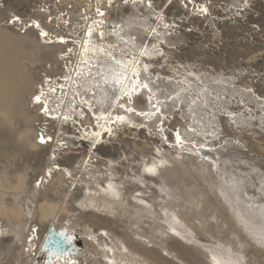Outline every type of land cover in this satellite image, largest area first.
Instances as JSON below:
<instances>
[{
	"label": "bare ground",
	"instance_id": "6f19581e",
	"mask_svg": "<svg viewBox=\"0 0 264 264\" xmlns=\"http://www.w3.org/2000/svg\"><path fill=\"white\" fill-rule=\"evenodd\" d=\"M87 1L92 10L99 5L98 0ZM82 3L59 0L57 6V0H0V264H264V138L254 144L258 160L248 158L245 166H241L247 158L244 151L237 150L225 160L199 151L202 141L185 132L189 125L180 121L173 126L184 131L180 135L188 143L182 148L175 136L167 138L175 145L166 149L165 138L146 144L140 133L131 130L119 140L121 145L107 150L97 147L93 151V145L82 144L80 154L69 155L48 147L56 131L74 134L79 129L64 125L71 118L82 129L90 127L95 132L111 127L110 122L97 120L101 111L109 110L116 97L122 96L110 71L119 67L109 62L104 75L99 72L108 54L125 60L124 54L132 53L147 63L141 80H147L153 92L162 89L158 99L178 96L166 112L172 115V108L184 103L187 113L196 115L197 131H219L220 127L221 133L227 131L230 120L213 111L229 109L234 99L247 100L264 120V102L244 91L252 89L264 99V76L254 84L249 81L254 78L251 72L238 74L264 70V0H152L151 7L147 0H139L128 1L120 10L104 2L107 11L98 21L119 26L113 33H103V38L78 33L84 14L76 10ZM70 4L77 5L72 12L66 11L72 25L61 26L60 8ZM201 6L208 8L207 15L200 13ZM43 9L50 12L43 14ZM15 16L25 21L9 23ZM177 16H186L191 33L169 38L159 31L168 17ZM49 17L54 18L51 23ZM223 17L228 18L220 20ZM46 21L56 38L80 35L83 40L57 41L49 34L43 39ZM156 39L183 52L174 59L185 58L196 67L182 70L172 67L174 59L149 62L140 58L141 42L155 56ZM151 64L169 65L173 73L152 72ZM161 75L165 79L155 80ZM176 75L180 82H174ZM42 92L47 114L45 104L35 101ZM139 95L132 97L134 107L154 111L146 99L148 93ZM195 98L200 102L196 99L190 106ZM126 99L114 104L113 115L125 114L119 104ZM128 115L132 124L150 121ZM237 119V124L244 122L242 117ZM40 133L47 141L44 145L38 142ZM194 139L195 145L189 143ZM66 145L70 151L75 143L67 140ZM123 145L143 149L141 156L147 161L137 159V166L125 165L126 170L122 162L114 164ZM95 151L108 160L90 162ZM153 166L155 175L145 171Z\"/></svg>",
	"mask_w": 264,
	"mask_h": 264
},
{
	"label": "rangeland",
	"instance_id": "374dc122",
	"mask_svg": "<svg viewBox=\"0 0 264 264\" xmlns=\"http://www.w3.org/2000/svg\"><path fill=\"white\" fill-rule=\"evenodd\" d=\"M53 1V0H52ZM129 2H131L130 4H133L134 2H139V0H128ZM99 5L97 8H95L94 10H92L91 6H87L88 1L87 0H83V3L81 4V9L80 10H76V14L77 11H80L81 13L84 14V23L82 25V29L80 30V32H78L79 34L82 33V35L84 33H86V36L91 37L92 35H95L96 37H98L100 34L103 33H113L117 30L119 25H114V24H106L103 21H98V17H104L106 14L107 9L104 7V2H107V4H110V6H112L113 8H115L116 10H120L122 5L124 6L125 4V0H98ZM152 2V0H151ZM57 6H59V0H57ZM79 7V6H78ZM77 9V5L76 4H70L68 6H64L60 8V14H58L62 20L59 21V25L61 26H67L70 27L72 25L71 20L69 18V15L66 11L68 12H72L73 10ZM91 10V11H89ZM241 10V9H240ZM41 12L43 14H48L50 11L43 9L41 10ZM94 12H96V18H93V14ZM100 13H103V15H101ZM156 13H159L158 10H156ZM141 14V13H140ZM224 18V19H223ZM220 20H225L228 17H223ZM54 20L53 17H49V19L47 20L49 23H51ZM186 16H177L175 18L173 17H168L167 21L165 22V25L167 24L168 27L165 28L164 26L159 27V31L163 32L165 34V36L171 38H175L176 36H180L183 35L184 33H191L192 29L190 27L187 26L186 24ZM20 21L24 22L25 20L20 18ZM46 21L45 23V27L42 29L43 32H46L47 34L51 35L52 39L55 40H62V41H66V42H77L79 43L80 41H82V36H77V35H71L72 38H56L55 37V33L56 31L52 28V25H50L48 22ZM241 22H244V20H241ZM32 22L28 23V26H31ZM86 26L88 27L86 29ZM89 32H91V35H89ZM160 36V34H157ZM66 36V35H65ZM41 37L43 39H47V36H42ZM73 38H77L75 41L73 40ZM157 41H159V47H157L156 49H158L159 51H163L164 55L160 56L158 54V52L155 54L154 57H152V59H148L145 58L147 61L149 62H153L155 59H160L162 58V61H167L169 59H174V57L172 56H176L175 54H182L183 52H180L179 50L176 51L175 47L173 46H168L164 40H160V39H156ZM161 41H163V43H161ZM83 42H87L90 43L89 45H91V41L88 39H84ZM176 53H175V52ZM186 53V52H184ZM187 56V53H186ZM188 58V56L186 57ZM185 60V58H183ZM183 59H174V64L172 65V67H176L177 69L180 68L182 70H187L189 67H193L195 68V66H192L193 63H186ZM178 60V61H177ZM176 62H178V65L176 64ZM182 62V63H181ZM185 63V64H184ZM168 68V69H166ZM169 65H158V64H151L150 65V70L152 72L154 71H158V69L162 70L164 69L167 72H171L170 67H168ZM156 69V70H155ZM176 69V70H177ZM250 70V71H249ZM249 70H245L242 72H238V74H241L242 76H247L251 75L250 77L253 78L252 74L254 75V78L251 80L249 79L250 82H254V84H256L255 82H258L257 80L260 81V79L263 78L264 73L262 74V71L264 72V70H256L255 68L253 69H249ZM254 70V71H253ZM256 70V71H255ZM261 74H260V73ZM173 73V72H171ZM247 74V75H246ZM256 74V75H255ZM260 74V75H258ZM177 76V80H175L174 82H180V75H176ZM259 77V79H257ZM148 78H150V76H148ZM159 79H165L164 75L159 76V78H156L155 80H159ZM257 79V80H256ZM155 80L153 82H155ZM167 80V79H166ZM248 92H247V91ZM252 89H244V91H246L247 93H253V96L255 98H257L258 101L264 102L263 98L261 97V99L259 98V96L254 92L251 91ZM251 91V92H250ZM254 91V90H253ZM162 92V89L159 88V90H156L155 92H153L154 95V99L153 102H156L157 100L160 101H167V99H158L159 97V93ZM134 97V96H133ZM141 96H137V98H140ZM175 97V95H174ZM147 99V96H146ZM197 98L194 99V101H196ZM127 100V99H126ZM174 101H176V99L171 100V101H167V105L168 104H173ZM226 101H229L228 99ZM180 102V101H179ZM197 103L200 102V100L197 99L196 101ZM195 104L192 102L190 103V106H194ZM132 107H134V103L132 101V104L130 105ZM179 106V107H178ZM178 106H174L172 108V112L173 114L171 115L170 113L166 112L167 107L163 108L164 114L166 118H161L162 122L159 124V127H157V120L156 118H150L149 122L147 120H144V122H135V124L132 123H128V124H121V125H116V124H112L110 128H112V133L109 134L106 131V128H102V130L95 132L92 130V128L90 127H86L84 129H82L80 127V124L77 122V120H74V118L69 119L67 123H65L64 125L67 127L69 124L73 125V126H78L79 129H75V133L71 134L70 133H66L64 129L60 130V131H56L55 134H53V136L51 138L48 139V147L52 148V146L54 147L53 150H58L59 152H61V154H68L69 155H78L82 152V150L84 149L82 144H87V145H93L92 146V150L94 151L97 147H103L105 148L104 150H107L108 148H112V147H116L119 144V140L122 137L127 136L128 134V130L134 131V132H138L140 133L142 142L148 144L151 142V139H156V138H160V139H164L165 137L168 138L169 136H175V133L177 131H179V133L183 134L184 131L181 130V128L179 127H174L173 125L175 124L176 121H180L183 124L189 125L187 126L185 132L187 133H191V134H195L199 137V139L202 141L201 145L199 144L197 147L200 148L199 151L203 150L205 152L208 153V156H212V157H221L222 159H228L229 156L234 155V153L239 150L240 152H242L245 157H247L246 159H244V162H242L241 166H245V164L247 162H250L248 160V158H252V159H257V148L254 145L257 141H261L262 138H264V120H261L260 118V110L254 108V106L249 103L247 100L241 102L240 99H234L232 104H228V108L229 109H223L222 112H218L216 110H214L213 112L215 114L218 115L219 118L221 119H227L230 120L228 122V124L230 125L228 130L225 131L224 133H221L223 131V129L220 127L219 131L217 130H213L211 129V132H206L204 129H200L198 128L199 131L196 130V128L194 127V125L197 124V120H196V115L194 113H187L188 108H185V104L184 103H180L178 104ZM87 109V107L85 108ZM133 116H135V114H132ZM131 115V116H132ZM86 117V115L81 116L80 120H84ZM91 117L94 119L93 114H91ZM137 117V116H136ZM242 117L243 121L242 124H237L236 122L238 121L237 118ZM64 118V116H63ZM147 122V123H146ZM96 125V124H95ZM199 125V124H198ZM98 128H100L98 125H96ZM118 126L119 128L116 129L115 127ZM199 126H203V124H200ZM235 126V127H234ZM162 127L163 128V132L159 131V128ZM109 128V127H108ZM195 128V129H194ZM232 128V129H231ZM80 130L83 131V133H80ZM204 130V131H203ZM203 131V132H201ZM95 133H100L101 135L99 137L95 136ZM204 133V135L206 137L201 138L200 136H202ZM162 134L164 136H162ZM83 135V136H82ZM167 135V136H166ZM203 135V136H204ZM254 139V141H252ZM67 140H72L74 141L75 145L72 146L71 150H67ZM169 140V138H168ZM170 141V140H169ZM185 141V140H184ZM194 143L196 142V140L194 139L193 141L189 142V143ZM254 142V143H253ZM187 141H185L183 147H186L187 145ZM63 145V146H62ZM163 145L166 146V149L168 148L167 146H172L175 144H172L171 142H163ZM192 145V144H191ZM195 145V143H194ZM131 146H125L123 145L122 147V151H120L119 155L114 159L115 163L117 164L118 162H122L123 163V169H127L125 167V165H131L133 167H136L137 164L139 163V161L137 159H142V160H146V158H143L141 155L144 154L143 149H137V150H132ZM75 149V150H72ZM82 149V150H81ZM116 150V149H115ZM68 152V153H67ZM250 154H249V153ZM121 153H123L124 155H121ZM184 153H187L184 151ZM248 153V154H247ZM255 157H254V155ZM256 153V154H255ZM247 154V156H246ZM92 155V154H91ZM90 157H94L93 159L90 160V162H96L97 160H108L107 158H105L104 156H100L98 155L97 151H95L93 153V156ZM140 155V156H139ZM223 155V156H222ZM248 155L250 157H248ZM254 158H253V157ZM104 158V159H103ZM87 159V156L86 158ZM136 159V160H135ZM264 159V158H263ZM262 159V161H264ZM246 160V161H245ZM255 162V161H253ZM55 168V167H54ZM104 170L106 171V169L104 168ZM132 175H135V173H133ZM131 179V178H128ZM132 180V179H131ZM45 186H47L48 181H44ZM83 185V183H78L77 186H81ZM74 188V187H73ZM41 190L44 191V187L41 188ZM62 231H64V229H62ZM69 242H71V240H69ZM33 256H35V249L33 250ZM71 259H74L75 256L70 255ZM181 264V262H180Z\"/></svg>",
	"mask_w": 264,
	"mask_h": 264
},
{
	"label": "snow or ice",
	"instance_id": "6c2138e0",
	"mask_svg": "<svg viewBox=\"0 0 264 264\" xmlns=\"http://www.w3.org/2000/svg\"><path fill=\"white\" fill-rule=\"evenodd\" d=\"M128 0H125V3H127ZM143 2V0H142ZM147 6L151 7V0H147ZM199 11L201 14L207 15L208 14V8L205 6H201L199 8ZM101 15H103V13H100ZM20 21V17L15 16L12 17L9 20V23H18ZM36 27L39 28V24H36ZM168 25H165V28H167ZM155 30L153 29V32ZM42 36H47L48 34L46 32H41ZM89 35H91V32H89ZM101 38H103V34H101ZM133 40H136V37L133 36L132 37ZM161 43H163V41H161ZM155 48V46H154ZM156 51L158 52V54L160 56H163L164 53L163 51H159L158 49H156ZM138 52V56L140 58H148V59H152V52L149 51V48L146 44H144L143 42H141L139 48L137 49ZM125 60H121L119 58H117L115 55L112 54H108V59L104 60L101 62V67L99 69V72L101 75H104V67L109 65V62H111V64H114L116 66L119 67V71H116L115 69H110V71H113L115 73V79H114V83L120 86V89L122 91V96H117L116 100L114 101L113 104H110L109 110L107 111H101L100 114L97 116V120H103L105 122V124H108L109 122L113 123V124H128L130 123V116L128 114H135L137 116H141V117H146V118H156L157 120V127H159V124L162 122L161 118H166L163 108L167 107V101H171L174 99H177L178 96H172V95H168L167 96V101H160L157 100L155 103H153V99H154V93L152 88L149 86V82L147 80H141V70L143 72H147L149 65L147 63H142L140 59L136 58L135 54L132 53H125ZM130 73V74H129ZM77 75H81V73L77 72ZM191 75V74H190ZM108 82V78L107 76H105V83ZM81 88H83V85H80ZM97 87H99V85L97 84ZM51 91H55V89H52ZM141 91H146L148 93L147 96V101L149 104H151L152 109H154V111H144V110H138L135 107L130 106L132 104V97L134 95H139V93ZM113 92L115 93L116 90L113 89ZM79 94V93H77ZM43 95V92L40 95H37L35 97V101L37 103H42L45 104L44 107V112L45 114L48 113V108L46 106V102L41 100V96ZM123 97H127V100L125 101V103L119 104V107L123 109L124 113L123 115L121 114H116L113 115L112 110L114 108V104L115 103H119L120 99H123ZM86 105L88 104V101L85 100L83 101ZM193 103H195V101H193ZM89 109L91 110V105H88ZM65 120H67V117H65ZM99 127H104V125H98ZM106 131L111 134L112 133V128H106ZM160 132H163V128L160 127L159 128ZM95 136L99 137L101 134L100 133H95ZM175 141H176V145L179 147H183L185 141L183 140V138L181 137L179 131H177L175 133ZM165 142H167V138L165 137ZM63 146V145H62ZM159 151V150H157ZM145 171H147L149 174L155 175L156 174V167H147L145 169ZM50 174V173H49ZM109 187H111V185H109ZM62 236L65 237V239H67L66 234L61 233Z\"/></svg>",
	"mask_w": 264,
	"mask_h": 264
},
{
	"label": "water",
	"instance_id": "95a60500",
	"mask_svg": "<svg viewBox=\"0 0 264 264\" xmlns=\"http://www.w3.org/2000/svg\"><path fill=\"white\" fill-rule=\"evenodd\" d=\"M38 142L42 145H44L47 142L41 133L39 134ZM53 248H54V246H53Z\"/></svg>",
	"mask_w": 264,
	"mask_h": 264
}]
</instances>
